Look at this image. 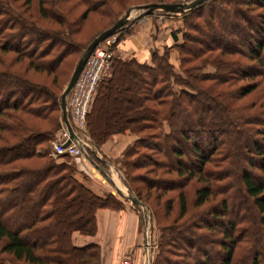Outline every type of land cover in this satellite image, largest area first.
I'll list each match as a JSON object with an SVG mask.
<instances>
[{"label": "trees", "instance_id": "1", "mask_svg": "<svg viewBox=\"0 0 264 264\" xmlns=\"http://www.w3.org/2000/svg\"><path fill=\"white\" fill-rule=\"evenodd\" d=\"M31 1L24 0V4ZM67 1H71L69 7L64 6ZM89 1L37 0L39 14L50 18L58 29L41 28L21 11L14 12L8 4L1 3L6 9L0 7V51L13 53L12 62L26 59V69L52 73L54 77L63 60L77 51L75 43L79 42L70 37L72 28L85 19L90 10L99 6L97 0ZM46 2L53 6L48 13ZM77 2L86 6L78 16L69 19ZM214 2L218 4L219 15L209 14L207 20L199 23V11L208 5L210 12ZM181 15L185 28L181 40L174 44L181 72L173 70L168 46L161 53L157 48L151 50L149 63L135 57L123 60L113 59V56L111 74L97 83L95 97L86 114L89 136L95 145H99L116 131L129 129L138 135L125 150V155L137 156L125 160L126 175L131 167H148L151 177L142 176L141 180L149 189H175L179 218L188 210V200L184 191L179 190L180 186L194 178L200 185L193 190L192 206H201L213 194H220L221 213L226 214L229 209L227 200L233 193L235 195V189L229 192L234 187L229 182L236 178L241 197L249 202L256 214V221H251L252 231L251 226L248 229L249 224L243 225L248 219L239 214L227 221V229L222 230L219 240L212 237L213 226L207 218L193 224L195 228L191 231L185 226L180 231H170V237V232L166 234V226H162L160 249L151 264L163 260V255L170 249L165 245L175 238L184 245L174 243L181 250L185 264H208L207 251L201 244L216 251L218 264H233L237 245L242 241L249 243L254 238L250 264H263L258 249L264 248V180H260L264 177V115L260 112H264V98L257 106L254 100L238 105L233 104L232 99L247 95L264 78V0H205ZM224 17L235 20L225 26ZM214 23L217 31L211 30V42H203L202 36L206 35L203 28H211ZM208 64L213 65L214 72L203 71ZM119 68L133 82L136 99L130 104L139 109L136 115L116 120L103 131H94L91 121L97 104L94 99L101 92L103 97L99 101L107 102L112 84H123L122 75H117ZM245 79L249 81L235 88L229 87ZM59 100L60 95L44 82L17 71L0 69V206L5 204L0 207V253L9 255L7 261L0 256V264H17V261L28 264H99L98 244L75 245L71 239L72 231L95 233V210L121 206L120 200L111 192L99 194L88 186L86 176L74 165L64 160L56 162L51 156L47 144L59 127ZM201 105L209 109L206 114H197ZM179 111L186 112V117H181ZM247 129L252 133L251 146L232 153L233 143L229 135L237 141ZM141 130L147 132L141 135ZM199 141L204 142L203 150ZM163 144H167V149L162 148ZM189 153L194 160L187 164L185 158ZM170 157L176 159L174 165L169 163ZM236 157L245 158L247 164L240 167L235 177L228 167L233 165ZM127 186L149 206L130 183ZM20 187L23 188L20 201L8 203ZM77 198L87 199L86 216L77 217L66 227L62 223L60 231L57 225L63 220L64 202ZM29 204H34L36 210L25 213ZM20 213H24L22 223L9 228L5 220ZM207 213L213 219L221 214L214 209ZM202 214L200 212L196 217ZM184 223L191 224L188 218ZM173 264H180V261L174 260Z\"/></svg>", "mask_w": 264, "mask_h": 264}, {"label": "rangeland", "instance_id": "2", "mask_svg": "<svg viewBox=\"0 0 264 264\" xmlns=\"http://www.w3.org/2000/svg\"><path fill=\"white\" fill-rule=\"evenodd\" d=\"M74 1V0H73ZM90 2L89 0H87ZM93 2V0H91ZM96 1V0H94ZM179 1H189V0H179ZM178 1V2H179ZM71 2V1H69ZM68 1L64 4V6H70L71 4ZM99 6L96 7L94 10H90L87 13V16L85 19H83L77 26L73 27V31L71 33V38L75 40V42H79V44L75 45L77 46V51L75 53H72L71 55L67 56L63 62L61 63V68L59 72H57L54 77L52 73H45L43 71H34L32 68L26 69V63L27 60L22 58L17 62H12V59L14 57V54L11 52H1L0 51V69H9L13 71H17L19 73H23L24 76L29 77L30 79H33L35 81L44 82L50 89L55 92L58 96L61 94L64 86L66 85L70 74L80 57L81 53L83 52L85 46L87 45V42H90L92 37L96 35V33L103 31L107 28H109L118 18H120L126 10L130 9L129 15L125 19V21L121 24V27L118 32V40L114 46V58H120L123 60H127L131 57H135L134 53H136V56L141 57L140 59H143V54L149 56L150 51L153 49H156L159 51V53L163 52V48L168 46L169 51V60L173 65V70L175 72H181L180 67L178 66V53L177 49L174 47V44L176 42H179L181 40L184 26H183V16L181 13L183 12H168L160 9L151 10L147 13H143L144 7L141 5H146L149 3L154 2H177L175 0H97L96 1ZM8 4V7L14 11L18 12L21 11L24 16L27 18L34 20L36 25L39 27H49L53 29H58L57 25L50 20L48 17H42L39 14L38 7H37V0H32L28 5L24 4V0H0V7L4 6L2 4ZM76 6L70 11V15L68 16L69 19H73L75 16H78L79 13L85 8L86 4H82L77 2ZM212 10L209 12L208 5H205L203 9H201L200 12V18L198 17V22L201 23L205 20H207L208 15H215L218 16L219 12L217 11V2H214L212 5ZM52 4L50 2H46L45 8L47 13L50 11ZM6 7L4 8V10ZM158 16L162 17L159 18ZM165 16H170L172 21H168L167 28L174 29V27L177 28V32L179 34L178 40L171 42V43H164L166 40V37L164 36V29H162L161 26H164L165 22L167 20H164L166 18ZM148 17L149 20H145L144 18ZM164 17V18H163ZM230 19V21H229ZM226 19V17L223 18L222 22L223 25L228 26L229 23H233L235 19ZM142 20V21H141ZM134 25V27H133ZM204 27V24L202 25ZM224 26V27H225ZM214 28V29H213ZM151 30L150 35L147 34L145 39H151L152 45L150 46L148 40L142 39V43L140 45L139 42H134L135 40L129 39L130 33H133V31H138V33L142 34L145 33L144 30ZM176 29V28H175ZM217 31V26L214 23L213 27H204L203 30L205 31V36H202L203 42H211L209 38V34H211V30ZM176 31V30H175ZM10 32V31H9ZM7 32V33H9ZM154 34H153V33ZM154 39L162 40L161 42L154 41ZM13 40V39H12ZM11 40V41H12ZM224 40V39H223ZM81 46V47H79ZM79 47V48H78ZM118 48L123 51L126 49V53L122 57L118 52ZM137 50V51H136ZM112 59V60H113ZM111 60V62H112ZM111 62L106 70L105 74L102 75L100 78L103 79L106 76H109L111 74ZM203 71L206 72H214L215 69L212 64H208L203 67ZM121 74L123 77V84L113 83L112 84V90L108 96V101H99L93 111V114L91 115V121L93 124V130L94 131H103L108 126L113 125L114 121L116 120L120 121L121 119L129 116V115H136V111H138L139 107H134L132 103V99H136L135 87L132 86L133 82L130 78V76L122 69L119 68L117 71V75ZM99 80V81H100ZM256 80H259L258 78ZM249 80L245 79L242 81H237L233 85H230V88H235L241 84L247 83ZM97 87V86H96ZM177 88L180 87L179 85L176 86ZM264 88V78H261V80L257 83L256 87L247 95L241 97V98H233L232 103L233 104H246L251 100H254L256 103L255 105H260V102L264 98L263 92ZM96 90L93 93V96L91 98V102L89 105V109L92 104L93 97L96 93ZM70 91V89H69ZM68 91V93H69ZM67 93V95H68ZM67 100V97H66ZM258 103V104H257ZM88 109V111H89ZM209 110V109H208ZM208 110L205 108L204 105H201L197 109V114L203 115L208 112ZM262 115H264V112L260 111ZM181 114V117H186V112L179 111ZM260 116V115H259ZM180 120V119H179ZM143 132H140V134H144V132H147L146 130H141ZM4 132L2 131L1 134ZM79 136L84 140L86 143L87 148L91 147H99L102 146V144L105 142V140L111 135H108L102 143L99 145H95L93 140L89 136V132L87 129V123L85 120V126L84 128L78 132ZM251 131L250 129H247L245 133L241 135V138L237 141H233L232 135H229L230 141L233 143V147L231 148L232 153H235L237 150L242 149L243 147H249L251 146ZM5 135V134H4ZM134 139L138 137L135 133ZM134 139L129 143V145H126L118 155L114 156L111 160V172L113 173V176L116 178V184L119 185V193L114 188L113 184L104 179V186L107 187L109 190L112 191V194L116 198L120 200L121 206L116 207L114 209H122L123 207H130L131 209L135 210L137 214V225H136V231L133 235L134 237V245L132 248L125 245V250L121 252H117L116 258L117 260L121 256H128L129 258V264H132L133 258L137 257L139 258V264H145V242H144V234L147 236V246L150 251V264L155 262V258L159 252V244L161 241V233H162V226H166L165 231L166 234L172 230H182L184 226L186 229L191 231L193 228H195V224L199 221H203L204 219H209L212 227V230L210 233L212 234V237L215 239H221L222 236V230L227 229V221L229 219H234L237 215L243 214L247 219L248 222L243 225H248V229L251 231L253 230V225H251V221H256V214L253 209H251V206L249 202H246L240 195L238 183L236 178H234V181H231L232 186L230 191H234L235 189V195L234 193L231 195L230 198L227 200V209L228 212L226 214H222V206L220 205L221 195L220 194H213V196L210 197L209 200H207L205 203H203L201 206H192V200H193V190L197 185H200L199 182H196L195 179H191L187 181L184 185L180 186L179 190H183L186 199L188 200V210L186 214L182 217H177V191L174 190H165V191H158L154 188H147V186L143 183L142 176L149 178L151 177V174H148L149 171H147L148 167H138L134 168L131 167L128 170V176L125 172L124 162L126 159H135L137 156L134 154L125 155V150L130 146ZM200 149H204V142H198ZM47 146L51 150L50 141L48 142ZM163 149H167V144L162 145ZM89 151V150H88ZM52 157L54 155L51 154ZM57 158V157H56ZM83 159V156H69L66 155L65 158H63L64 161L69 162L70 164L75 166V162L77 159ZM138 159V158H137ZM175 158L170 157L169 163L172 165L175 164ZM191 160H194L192 155L189 153L188 158H185V163L189 164ZM86 161V160H85ZM189 161V162H188ZM246 163L245 158L243 157H236L233 161V165L229 166L228 168L233 173V175L236 177L239 174L240 167ZM86 164L84 166L87 173H90L91 175L96 174L95 169H93L92 165L86 161ZM247 164V163H246ZM106 169H110L109 165L105 164ZM99 176V174H96ZM149 176V177H148ZM172 176V175H171ZM174 176V175H173ZM106 180V181H105ZM174 180V179H173ZM260 180H264V177L262 176ZM178 181V179H176ZM135 189V191L140 195V197L145 200L148 204H145L144 207L139 206L135 203H133L131 200L127 199L124 194H126L127 191H130L134 196L135 194L128 188L127 184H129ZM178 183V182H177ZM22 187H20L17 191H15L8 201L10 202H19L21 199V196L23 194ZM108 191H104L103 194ZM141 201V200H140ZM170 202V203H168ZM230 202V204H229ZM7 203V202H6ZM169 204V205H168ZM5 204H1L0 207H3ZM62 205V204H61ZM59 207H61L59 205ZM63 220H60L58 223V229L60 230L63 226L66 227L68 224H70L72 221L77 219V217H85L87 210L89 208V203L87 199H74L73 201H65L63 206ZM210 209H214L218 214H220L218 217H215L214 219L209 216ZM222 209V210H221ZM36 210V207L34 204H29L28 207L25 209V213H32ZM207 211L206 213L204 211ZM147 212V218H145V213ZM200 212L204 213L201 215V217H196ZM24 213H20L14 218L6 219L5 223L8 225V227H14L16 225H19L22 223V216ZM189 219V223L191 224H185L184 221L186 219ZM182 221V222H181ZM61 222V223H60ZM181 222V224H180ZM184 223V224H183ZM194 224V225H193ZM193 225V226H192ZM174 226V227H173ZM167 227H169L167 229ZM173 227V228H171ZM192 227V228H191ZM179 230V231H180ZM62 231V230H60ZM181 234H185L184 232H180ZM172 233L170 232L168 236L170 237ZM172 237V236H171ZM197 239L198 237H193ZM167 240V238H166ZM165 240V241H166ZM197 241L200 242V239ZM254 241V242H253ZM253 241L250 240L249 243L240 242L237 245L235 257L233 260V264H250V259L252 256V253L254 252L253 245L255 243V239L253 238ZM179 242L180 245L183 247V243L181 240L175 238L171 241L168 240V243L165 245L166 247H170V249H167L165 255H163V260L159 261L158 264H173L174 260L177 262L180 261V264H185L184 260H182L181 256V250H178L177 245L174 246V243ZM1 244V241H0ZM172 245V246H171ZM202 247L206 249L207 255L209 258L208 264H218L219 263V255L216 253V251L211 250L209 245H203ZM109 249H112V246L109 245ZM138 250V251H135ZM260 250V257H262V263L264 264V248L262 247ZM180 255H177V254ZM100 255V252H99ZM0 256L3 257L5 261L8 260L9 255L7 253L1 252ZM170 258L171 261L168 259ZM168 261H167V260ZM113 261V262H114ZM112 262V263H113ZM111 263V264H112ZM17 264H28L25 262L17 261ZM42 264H56L55 262H45ZM200 264V263H198Z\"/></svg>", "mask_w": 264, "mask_h": 264}, {"label": "crops", "instance_id": "3", "mask_svg": "<svg viewBox=\"0 0 264 264\" xmlns=\"http://www.w3.org/2000/svg\"><path fill=\"white\" fill-rule=\"evenodd\" d=\"M159 18H162L158 16ZM164 20H168L165 22L164 26H161L162 29H164L166 40L164 43L168 44L171 42H174L178 40V32L177 28L174 27V29H171L170 27L167 28L168 21H172L170 16H165ZM145 20H149L148 17L144 18ZM142 21V20H141ZM134 27V25H133ZM176 28V29H175ZM175 33L173 34V31ZM145 33L141 34L138 33V31H133V33H130L129 39L135 40L134 42H139L138 45H140L142 42V39H145V37L150 35L151 30H144ZM153 33V32H152ZM154 34V33H153ZM174 35V36H173ZM148 40L150 46L152 45L151 39H145ZM154 41L161 42L162 40L154 39ZM137 51V50H136ZM118 52L121 53L120 55L123 57L126 53V49L121 51L118 48ZM124 53V54H123ZM135 58L138 61L149 63V56L146 57L145 54H143L142 58L136 56V53H134ZM100 96V97H99ZM95 97V95H94ZM93 97V98H94ZM102 94L101 92L97 95V97L94 99V101L99 102L101 99ZM95 105V104H94ZM97 105V104H96ZM134 133L130 131L129 129H125L124 131H116L112 133L102 144V146L99 147H89L87 148V154L89 157L92 158L93 162L96 163L97 166L93 162L89 160V157L86 155H83V158L90 163L95 169L96 174L91 175L90 173H87L84 166L87 165L86 161L81 159H77L75 162V168L77 171H80L82 174L86 176L85 182L90 186L93 190H95L97 193L101 194L104 191L111 192L107 187L104 185V179L110 181L116 191L118 192L117 188L119 189V185L116 184V178L113 176V173L110 171L111 166V160L114 156L118 155L120 151L126 146L129 145V143L134 139L135 135ZM89 150V151H88ZM57 157V158H56ZM66 155H57L53 158L56 160V162L63 161V158H65ZM106 165H109V170L106 169ZM80 176V175H79ZM78 176V178H79ZM80 177L79 179H81ZM105 180V181H106ZM121 189V188H120ZM119 193V192H118ZM137 214L135 210L131 209L130 207H123L122 209H114V208H108V207H99L95 210V225L96 230L93 234H82L78 232L77 230L72 231L71 239L72 242L75 245L82 246L87 243H96L99 246V264H111L114 259L116 258L117 252H121L125 250V245L129 246L130 248L134 245V233L136 231V225H137ZM109 245L112 246V249H109ZM138 251V250H135ZM132 264H139V258L134 257Z\"/></svg>", "mask_w": 264, "mask_h": 264}, {"label": "built area", "instance_id": "4", "mask_svg": "<svg viewBox=\"0 0 264 264\" xmlns=\"http://www.w3.org/2000/svg\"><path fill=\"white\" fill-rule=\"evenodd\" d=\"M118 40V31L103 37L87 56L78 76L70 88L66 100L67 117L73 131L79 136L85 126L86 114L97 83L108 69L114 55V46ZM82 145L74 138L69 137V131L62 120L55 137L50 140L51 154L83 156L86 143ZM112 264H129L128 256H121Z\"/></svg>", "mask_w": 264, "mask_h": 264}, {"label": "water", "instance_id": "5", "mask_svg": "<svg viewBox=\"0 0 264 264\" xmlns=\"http://www.w3.org/2000/svg\"><path fill=\"white\" fill-rule=\"evenodd\" d=\"M205 0H189V1H177V2H154V3H149L146 5H141L142 7H144L143 9V13H147L151 10H155V9H160V10H164V11H168V12H185L188 11L190 9H192L193 7H195L196 5L202 3ZM130 9L126 10V12L120 17L118 18V20H116L109 28L101 31L100 33L96 34L91 40L90 42H88V44L85 46L83 52L81 53L80 57L78 58L71 74L70 77L66 83V85L64 86L61 94H60V110H61V119L63 121V123L65 124L67 130L69 131V137L70 138H74L75 140H77L81 145V139L79 138V136L73 131L68 118H67V114H66V97H67V93L69 91V89L71 88V86L73 85V83L75 82L78 73L80 72L87 56L89 55V53L91 52V50L93 49V47L105 36L115 33L117 32L120 27L121 24L125 21V19L127 18V16L129 15ZM84 154L86 156L89 157V155L87 154V152L84 149ZM89 160L91 162H93L92 158L89 157ZM94 163V162H93ZM95 166H97L99 168V166L94 163ZM117 190L119 191V189L117 188ZM124 196L131 200L133 203L144 207L145 204L140 201L136 196H134L130 191H127L126 194H124ZM147 212L145 213V218H147ZM144 242H145V264H150V251L147 244V236L146 234H144Z\"/></svg>", "mask_w": 264, "mask_h": 264}]
</instances>
